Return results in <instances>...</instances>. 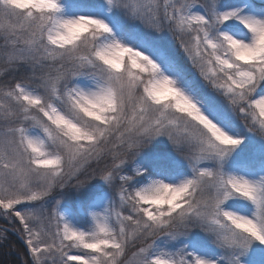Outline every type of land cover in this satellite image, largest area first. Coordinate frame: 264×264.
Wrapping results in <instances>:
<instances>
[{"label":"snow or ice","instance_id":"snow-or-ice-1","mask_svg":"<svg viewBox=\"0 0 264 264\" xmlns=\"http://www.w3.org/2000/svg\"><path fill=\"white\" fill-rule=\"evenodd\" d=\"M0 219L22 264H264V0H0Z\"/></svg>","mask_w":264,"mask_h":264},{"label":"trees","instance_id":"trees-1","mask_svg":"<svg viewBox=\"0 0 264 264\" xmlns=\"http://www.w3.org/2000/svg\"><path fill=\"white\" fill-rule=\"evenodd\" d=\"M10 227L3 219H0V228ZM25 258V249L23 244L11 232L8 239L0 242V264H22Z\"/></svg>","mask_w":264,"mask_h":264}]
</instances>
